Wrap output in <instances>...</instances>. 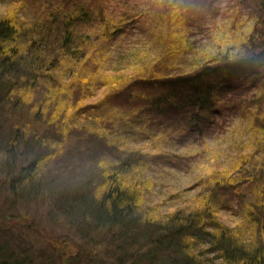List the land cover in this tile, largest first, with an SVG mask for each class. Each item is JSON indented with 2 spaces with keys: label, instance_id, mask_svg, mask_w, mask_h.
Returning <instances> with one entry per match:
<instances>
[{
  "label": "trees",
  "instance_id": "obj_1",
  "mask_svg": "<svg viewBox=\"0 0 264 264\" xmlns=\"http://www.w3.org/2000/svg\"><path fill=\"white\" fill-rule=\"evenodd\" d=\"M83 1L20 18L11 6L0 16V100L10 106L0 116L32 114L51 130L46 142L27 133L1 140L12 192H51L81 230L114 231L110 245L129 253L132 264H264V0H232V13L220 15L219 40L204 32L205 20L216 25V12H203L197 0H131L117 20ZM244 10L249 34L238 32ZM133 65L148 70L124 79L131 91L115 98L118 72L135 73ZM217 117L225 123L216 124ZM235 119L244 126L239 121L234 130L249 137L250 154L240 155L249 166L217 164L197 176L195 190L175 187L176 207H168L169 198L152 204L154 187L171 185L152 182L147 172L184 168L180 150L216 139L221 127L233 130ZM14 124L0 125V134L9 140ZM74 134L86 154L83 171L53 166L46 175L45 164ZM19 147L36 156L14 165Z\"/></svg>",
  "mask_w": 264,
  "mask_h": 264
},
{
  "label": "rangeland",
  "instance_id": "obj_2",
  "mask_svg": "<svg viewBox=\"0 0 264 264\" xmlns=\"http://www.w3.org/2000/svg\"><path fill=\"white\" fill-rule=\"evenodd\" d=\"M78 1L80 3L84 2L83 0H70L69 2H67V0H0V16L4 17L6 13L9 12L11 6L16 7L13 8V11L18 13V18L25 14H39L38 12H40V9H45L43 11L47 10V13L50 14V12L55 11V8L60 7L62 4L67 11L73 9ZM85 1L90 2L89 6L91 10L97 11L103 9L107 14L106 17L114 16L116 20L125 16L123 14H126L125 11L130 6L127 4L128 2H131V0ZM197 1L198 4L202 6L200 9L203 12L209 14L211 10L208 9V6H211L212 11L216 12L217 15L218 21L215 22L216 25H214V28L211 26L212 24L210 23V20H205L209 25V29L204 32H206V34H212L215 40L224 38V36L220 37L221 35H219L221 25L225 23L220 15L223 12L229 14L232 13L231 4L233 1ZM131 3L133 4L135 1L132 0ZM247 12L248 11L244 10L240 13L241 18L238 23V32L240 33L244 32L245 34H249L252 29V22L245 19ZM205 38H202V44L207 42V39ZM136 42L137 46L141 43L138 42L137 38ZM129 45L131 46L133 43ZM201 47L199 46V49H201ZM259 50H254L253 52H258ZM125 57H128V55H125L123 58ZM196 57L203 59L200 54L196 55ZM123 65H125V63ZM133 66L137 69L135 73L131 72V67L128 68L127 71L124 69L118 72L121 76H116L117 83H114L115 90L112 92L115 98H121L120 96H124L131 91L130 82L125 84L123 81L124 79L128 80L132 76V78H134L137 73V76H139V72L141 71L145 74L148 70L144 65ZM114 74L115 73H112V75ZM127 74L129 75L127 76ZM221 79L222 81H225L227 80V77L225 76ZM1 107L7 111L10 106L6 101H3L2 103L0 100V108ZM14 118L16 120L0 116V125L4 129H8L7 127L12 125V123H15L14 125L17 123L19 124V128H15L17 130L14 129L11 134L8 135L10 137L9 140L7 139V135L0 134V142L2 139L10 141L12 138L23 133H27L25 136L38 135L44 138L45 142L49 141V138L45 137V135L50 136L51 130L46 123L34 120L36 117L34 118L32 114L28 113L19 117L15 116ZM223 119V117H217L215 123L223 125V123H225L223 122ZM229 120L230 119L228 118V121ZM239 121L240 120L238 119L232 121L231 124L233 130L230 129L228 132L225 131L226 133H222V130H219L222 129V127L217 129L216 133L219 131L218 133L220 134L216 139H211L209 137L206 142H200L195 145L192 150H180L181 158L177 159L179 160L180 165L184 168L175 170L163 166V168H154V171L149 170L147 173L152 179V182H164L171 185L170 190H165L163 183L162 185H156L153 189L155 194L150 202H152V204H160L161 202L157 203L159 200L169 198L170 200L167 202L168 207H176L178 202L175 201L174 205L173 200L170 198L171 193H175V191L178 190L175 189V187H178L179 189L189 188L195 190L193 185L198 179L197 176H204L207 173L214 171L217 164H221L220 167H222V165L230 166L231 171L232 169H237L238 165L241 164L248 167L250 162L245 161L243 155L250 154L249 148H246V142L249 137L244 128L234 130V126ZM239 123L242 127L244 126L241 121ZM226 128H229V126ZM76 136L77 134L65 140L62 144V152L57 153L55 159L51 160L50 163L45 164L44 171L46 175L51 176L49 173H51V168H53V166L58 173H68L72 169L79 172L83 171L87 159L86 154L83 153L82 146L77 143ZM242 139L243 142H241L240 145L234 146L235 143H239ZM147 142L151 144L153 143V140ZM136 146L132 147L137 148ZM143 146L147 147L146 143H144ZM49 147L50 149L52 148L51 144H49ZM144 147L140 148V150L145 151L148 149ZM155 149L156 152L159 151L156 147ZM2 150H4L3 146H0V264H132V260L129 261L126 258L129 256V253H127L128 255L123 254L122 252L118 253L115 247L117 246V243L110 245V240L115 234L114 231L111 236V232L108 230H90L88 233L81 230L77 223H73L72 220L67 217L68 213L66 211H63V209L60 210L56 207V204L52 200V196L54 195H52L51 192H37L34 196L32 193H19L18 195L17 192H12V186L10 183L13 178L12 175L14 174H10L9 172L8 175L10 176H6L7 168L4 166L2 160H6L7 156H5V153ZM195 150H202L203 155L196 156V153H194ZM152 151L155 152L154 149H152ZM184 153L187 154V156L184 157ZM241 154L243 155L240 156ZM35 156L36 155L33 152L29 151L28 147H19L18 150H16L14 157L17 162L13 164L22 166V164H27ZM44 180L43 186L45 187L49 184L50 178L44 177ZM42 190L45 191L44 188ZM163 202L166 204V201L163 200ZM230 214L227 212L223 213V217L229 218ZM204 245L205 244L202 246ZM120 254L125 256L122 261H118L120 257L118 255Z\"/></svg>",
  "mask_w": 264,
  "mask_h": 264
},
{
  "label": "bare ground",
  "instance_id": "obj_3",
  "mask_svg": "<svg viewBox=\"0 0 264 264\" xmlns=\"http://www.w3.org/2000/svg\"><path fill=\"white\" fill-rule=\"evenodd\" d=\"M258 50H259V49H258ZM253 51H254V50H253ZM253 51H252V55L258 53L260 50H259L258 52H253ZM74 135H76V134H74ZM76 137H77V136H76Z\"/></svg>",
  "mask_w": 264,
  "mask_h": 264
}]
</instances>
